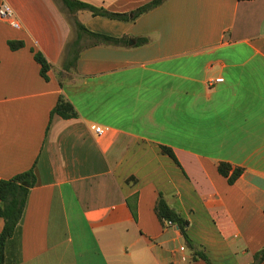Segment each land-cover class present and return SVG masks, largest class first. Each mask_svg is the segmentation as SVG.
I'll return each mask as SVG.
<instances>
[{"label":"crops","instance_id":"obj_1","mask_svg":"<svg viewBox=\"0 0 264 264\" xmlns=\"http://www.w3.org/2000/svg\"><path fill=\"white\" fill-rule=\"evenodd\" d=\"M79 1L131 14L154 0ZM3 3L20 27L0 19V181L36 175L19 264H264V0H164L133 20ZM76 21L126 44L94 45ZM60 98L77 118L53 114ZM220 163L242 170L234 184ZM161 195L190 242L159 219Z\"/></svg>","mask_w":264,"mask_h":264},{"label":"trees","instance_id":"obj_2","mask_svg":"<svg viewBox=\"0 0 264 264\" xmlns=\"http://www.w3.org/2000/svg\"><path fill=\"white\" fill-rule=\"evenodd\" d=\"M64 6L71 12L76 13L80 10H88L94 16H103L116 20H133L139 15L150 11L159 6L164 0H154L131 14H122L110 12L104 8H99L79 0H61ZM80 35H85L94 40L96 44H109L115 46H123L126 44L125 38H115L108 35L93 33L89 31L81 22L76 21ZM147 42L145 38L139 39V44L143 45ZM9 45L12 50H19L24 46L22 41H11ZM70 51L73 54V59L69 62V66H74L79 58V53L82 50L80 41H74L70 44ZM35 60L41 65V75L48 78V73L51 70V64L48 62L45 55L38 51L35 53ZM53 114H58L63 118H77L78 112L74 106L64 98H60ZM162 150L175 161L176 156L173 150L163 146ZM219 172L228 178L230 184H234L241 176L242 170L236 169L232 174L231 165L228 163L219 164ZM36 184V175L34 169L20 173L10 179L0 181V218L4 221L3 229L0 233V264H19L21 262V223L25 213L26 205L30 196L31 189ZM155 211L162 222H171L179 227L181 233L188 239L187 228L189 221L179 215L172 209L167 201L161 195L157 201ZM190 242V241H189ZM203 257L206 261L208 258ZM260 262L264 261V249L257 254Z\"/></svg>","mask_w":264,"mask_h":264},{"label":"built area","instance_id":"obj_3","mask_svg":"<svg viewBox=\"0 0 264 264\" xmlns=\"http://www.w3.org/2000/svg\"><path fill=\"white\" fill-rule=\"evenodd\" d=\"M0 19L8 22L11 26H13L15 28L20 27L19 22L17 21L13 10L6 3H3L0 6ZM223 81H224V79L220 78V79H216L214 82H223ZM212 82L213 81H211L210 83H212ZM93 129L95 130V132L99 136L103 135L106 131V129L102 126H93ZM168 224L174 225L171 222H168Z\"/></svg>","mask_w":264,"mask_h":264}]
</instances>
